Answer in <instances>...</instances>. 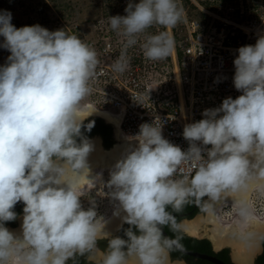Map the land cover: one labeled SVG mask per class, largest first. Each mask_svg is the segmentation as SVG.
<instances>
[{"label":"clouds","instance_id":"obj_1","mask_svg":"<svg viewBox=\"0 0 264 264\" xmlns=\"http://www.w3.org/2000/svg\"><path fill=\"white\" fill-rule=\"evenodd\" d=\"M124 11L109 17L110 29L124 38L112 71L127 70L128 50L142 36L144 58L166 60L173 38L166 30L146 33L186 22L178 0H128ZM12 19L0 10V48L10 52L0 66V264H76L78 257L88 264H183L170 254L185 250L184 225L166 209L180 213L194 204L216 219L229 199L236 219L226 239L264 249V227L250 203L254 192L264 197V34L236 50L233 85L241 95L184 126L186 151L163 137L159 117L139 126L131 138L138 143L125 150L105 185L113 215L129 225L125 239L104 231L94 200L87 209L81 203L82 184L95 180L87 161L92 145L77 110L92 94L97 52L65 30L17 28ZM19 202L17 234L5 224L17 219ZM163 226L174 239L163 235ZM100 240L108 241L106 249Z\"/></svg>","mask_w":264,"mask_h":264},{"label":"built area","instance_id":"obj_2","mask_svg":"<svg viewBox=\"0 0 264 264\" xmlns=\"http://www.w3.org/2000/svg\"><path fill=\"white\" fill-rule=\"evenodd\" d=\"M217 17V23L209 26L186 19L187 33L178 48L181 55L177 51L153 62L133 53L128 55L130 63L124 73L112 71L119 55H112L110 37H103L89 97L96 108L122 117L119 138L131 139L141 124L159 117L163 137L186 151L184 126L202 119L205 109L219 107L225 98L241 95L233 85L236 50L254 45L264 34V13L244 21Z\"/></svg>","mask_w":264,"mask_h":264},{"label":"rangeland","instance_id":"obj_3","mask_svg":"<svg viewBox=\"0 0 264 264\" xmlns=\"http://www.w3.org/2000/svg\"><path fill=\"white\" fill-rule=\"evenodd\" d=\"M179 3L188 21L198 20L206 26L217 23L218 15L233 21H244L264 13V0H183ZM127 4L128 0H0V10L12 13V24L17 28L32 26V23L38 22L49 31L61 29L68 34L76 35L95 49L97 55H101L105 44L103 37H110L114 47L112 55H120L124 38L110 29L109 17L125 15ZM164 30L174 40V48L170 55H177V51L179 54V41L187 33L186 22L169 29L153 27L148 29L146 35ZM143 40L142 36L140 43L128 50V55L133 53L143 55L140 47ZM2 41L3 37H0V42ZM9 55L10 52L0 48V66L7 63ZM92 100L88 97L82 102L79 110L88 105L96 108ZM111 110L114 111L113 108ZM111 170L109 166L105 167L95 184L81 190L84 196L81 199L82 206L85 209L92 207L91 201L94 200L97 216L104 221L115 211V202L107 195L108 189L105 187L110 179ZM250 199L255 212L254 219L264 223V197L258 198L255 193ZM230 207L231 203L228 202V207L216 218L225 228L232 226L236 219L235 208Z\"/></svg>","mask_w":264,"mask_h":264},{"label":"water","instance_id":"obj_4","mask_svg":"<svg viewBox=\"0 0 264 264\" xmlns=\"http://www.w3.org/2000/svg\"><path fill=\"white\" fill-rule=\"evenodd\" d=\"M77 115L83 120L92 115L100 116L104 118L106 122L111 123L114 126V136L116 142L112 147L106 148L101 136L96 135L88 139V141L92 145V151L87 157L88 165L90 168L89 179H93L96 182L107 165L109 167H114L120 156L125 153V150L129 146H136L138 142L133 139L119 138V126L122 120V117L120 116L112 113L102 112L92 105H88L81 110L78 109ZM92 185L93 183L85 182L84 184H82L81 190L86 189ZM228 202L232 203L230 199ZM19 204L20 202L17 203V205L14 207V211L17 209ZM121 215H123V213H121ZM22 218L23 212L17 217L16 226L8 225L5 227H7L10 231H14L19 234L21 231ZM181 221L183 222L185 232L197 237H208L213 242L216 250L225 246L229 247L231 250V257L234 262L238 264H257L256 259L262 249L248 250L240 246L239 244L226 239V235L233 225L225 228L217 219L209 218L208 216L201 213L196 214L192 218H183ZM254 221L258 222L260 226L264 227L263 222H260L256 219H254ZM105 222L106 223L104 231L110 233L112 237L124 224L122 223L121 218L118 216H114L113 213L108 219L105 220ZM220 229H222L223 231H220ZM162 232L165 237L171 238L163 227ZM98 247L101 250L106 249L100 247L99 241ZM184 249V254L205 259L215 264H227L224 260L215 255L193 251L186 248ZM172 261H182L183 264H186V262L183 260Z\"/></svg>","mask_w":264,"mask_h":264},{"label":"trees","instance_id":"obj_5","mask_svg":"<svg viewBox=\"0 0 264 264\" xmlns=\"http://www.w3.org/2000/svg\"><path fill=\"white\" fill-rule=\"evenodd\" d=\"M179 1H183V0H178V2ZM36 24H38V22L32 23V25H36ZM58 30H61V29H58ZM179 54L181 55V52ZM89 123H93V127L90 132L87 131L86 128L84 127ZM81 131L87 139L92 138L96 135L101 136L106 148L112 147L113 144L116 142L115 136H114V126L111 123L106 122V120L100 116L92 115L84 119L82 122ZM77 142L79 143V138H77ZM23 207H24L23 202H20L17 209L15 210V212L17 213V217L23 212ZM166 210L169 212H172V214L176 216L178 221H181L183 218H192L196 214L200 213L199 208L195 206L194 204L186 205L183 211L180 213L173 212L170 207ZM16 224H17V219L12 222H7L5 225L16 226ZM128 227L129 225L124 224V226L119 231L117 236L127 239V237L124 235V230H126ZM163 228L167 231V233L169 234L171 238L173 239L175 238V234L169 229L168 226H163ZM133 230L136 231V229H133ZM184 234L185 235L183 236V239L181 241V243L184 245V248L193 250V251H199L202 253L212 254V255H215L221 258L227 264H234L231 260L229 247H225L222 250L215 252L210 239L193 237V236L186 234L185 232ZM99 243L103 248H106L108 241L100 240ZM172 255L174 258H179V259L184 258L188 262V264H215L211 261L201 259L198 257H194L191 255H187L179 251L172 252ZM257 262L258 264H264V251L257 258ZM76 264H88V261L84 257H78L76 260Z\"/></svg>","mask_w":264,"mask_h":264},{"label":"flooded vegetation","instance_id":"obj_6","mask_svg":"<svg viewBox=\"0 0 264 264\" xmlns=\"http://www.w3.org/2000/svg\"><path fill=\"white\" fill-rule=\"evenodd\" d=\"M5 226H8V225H5ZM123 226H124V224H123ZM123 226H122V227H123ZM122 227L116 232V234H114L113 237H115V236L118 235V233H119V231L122 229ZM184 232H185V231H184ZM185 233L188 234V235H190V236L197 237V236H194V235L189 234V233H187V232H185ZM197 238H208V237H197ZM208 239H209V238H208ZM211 242H212V241H211ZM99 244H100V243H99ZM212 246H213V249H214L215 252H218V251L222 250L223 248L227 247V246H225V247H222V248H219L218 250H216V248L214 247L213 242H212ZM100 247H102V246L100 245ZM102 248H103V247H102ZM263 251H264V249H262V250L259 252L257 258L259 257L260 254H262ZM170 256H171V259H172V260H183V261L186 262V264H188V262H187L184 258H182V259H181V258H180V259H179V258H174L173 255H172V253L170 254ZM230 256H231V250H230ZM84 258H85V257H84ZM231 260H232V257H231ZM232 262H233L234 264H238V263L234 262L233 260H232ZM256 263L258 264L257 259H256ZM68 264H73V262H72V261H69Z\"/></svg>","mask_w":264,"mask_h":264},{"label":"bare ground","instance_id":"obj_7","mask_svg":"<svg viewBox=\"0 0 264 264\" xmlns=\"http://www.w3.org/2000/svg\"><path fill=\"white\" fill-rule=\"evenodd\" d=\"M96 109H97V108H96ZM98 110H100V109H98ZM100 111H102V110H100ZM102 112L109 113V112H107V111H102ZM121 157H122V156H120L119 160L121 159ZM107 166H108V165H107ZM107 166H106V167H107ZM109 169H113V167H109ZM257 220H258V219H257Z\"/></svg>","mask_w":264,"mask_h":264}]
</instances>
